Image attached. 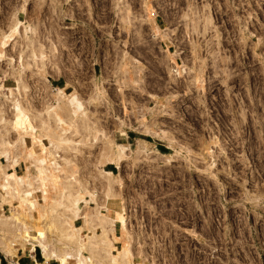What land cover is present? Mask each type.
<instances>
[{
	"label": "rangeland",
	"instance_id": "1",
	"mask_svg": "<svg viewBox=\"0 0 264 264\" xmlns=\"http://www.w3.org/2000/svg\"><path fill=\"white\" fill-rule=\"evenodd\" d=\"M187 1L163 3L186 10ZM197 1L202 14L178 10L162 28L166 23L157 17L158 24L156 5L148 0H142L145 16L126 0H0V84L6 87L0 92V185H9L8 195L0 187V215L12 223L0 236L11 246L13 255L7 256L36 250L40 262L59 264L37 243L43 237L24 228L33 226L44 231L50 250L77 256L68 264H86L81 257L127 264L128 246L131 264H264V113L255 95L256 82L264 84V0H244V20L230 17L228 5L237 0ZM127 11L132 24L125 21ZM17 18L34 31L11 33ZM148 21L150 44L134 43L132 29L148 43ZM241 21L239 39L235 27ZM179 23L186 26L179 25L184 51L155 47ZM197 26L206 31L203 40L214 36L212 27L221 31L232 55L230 76L215 74L207 58L195 66L187 39ZM33 50L47 58L35 60ZM72 93L82 109L70 102ZM16 97L23 108L19 126L13 123ZM56 113L69 128L66 142L56 140ZM50 142L57 147L50 150ZM42 149L44 159L53 161L46 190L35 181ZM120 150L125 155L118 161L114 152ZM18 178L22 192L34 190L35 207L22 201ZM78 190L90 200L82 198L75 216L67 195ZM103 216L122 223L112 228L115 222H106L105 229ZM73 230L83 241L80 252L77 243L61 237ZM114 254L120 262L111 261Z\"/></svg>",
	"mask_w": 264,
	"mask_h": 264
},
{
	"label": "bare ground",
	"instance_id": "2",
	"mask_svg": "<svg viewBox=\"0 0 264 264\" xmlns=\"http://www.w3.org/2000/svg\"><path fill=\"white\" fill-rule=\"evenodd\" d=\"M128 3V2H127ZM126 6H127V4H126ZM24 10V12L26 11L25 10V8L23 9ZM125 11V10H124ZM126 12V11H125ZM124 13V12H123ZM129 12L127 11V16L125 17V21L126 22H128L129 24H132V22H133V18L132 17H130L129 15ZM122 17V16H121ZM134 23V22H133ZM26 28L28 31L30 30V31H34L33 30V28H30V25L28 24V22H24V21H22V20H20V19H16L15 20V22H14V24H13V27H12V31H11V33L13 32V33H21V31H22V28ZM32 57L35 59V60H45V58H47V55H45V54H41V55H38L37 54V52H36V50H33L32 51ZM6 87L3 85V84H0V92H1V90H4ZM58 92H59V94L62 96V97H66V92H65V90H64V88H59L58 89ZM96 96V95H95ZM69 98H70V102L73 104V105H75V108L76 109H82V106H83V104H82V102L79 100V97H76V95L75 94H71L70 96H69ZM93 99H95V100H97L98 99V97L97 98H93ZM13 102H14V106H15V108H16V110H17V119H16V122H13L14 123V125L15 126H19V124H20V122H21V115L19 116V113H18V111L22 108V106H21V102L20 101H18V99H17V97L15 98V99H13ZM50 108H52V109H54V108H59V104H57V105H52ZM49 108V109H50ZM3 111V110H2ZM22 111H23V108H22ZM2 113V112H1ZM75 114H77L76 112H75ZM85 116L87 115V113H83ZM56 116V123H57V125H58V127H59V130L57 131V133H56V140H58V141H63V142H66L67 141V138L65 137V135L67 134V132H68V130H69V128H67V127H65V124H66V122H65V120L58 114V113H56L55 114ZM1 116V115H0ZM74 117V116H73ZM24 118V120H26L27 121V124H29L30 126H32L33 125V120H32V118H30V116H24L23 117ZM75 118V117H74ZM73 118V119H74ZM2 119V118H1ZM3 119H4V117H3ZM2 119V120H3ZM2 120H0L1 122H2ZM78 120V119H77ZM7 121V120H6ZM77 124H74L73 123V127H75ZM81 126V125H80ZM79 127V126H78ZM86 127H87V125H86ZM91 127V126H90ZM75 128H77V126L75 127ZM86 129V128H85ZM93 129V128H92ZM102 133H103V131H101ZM97 133V132H96ZM159 136H162V137H169V134H166V133H162V135L160 134ZM96 137H97V135H96ZM98 138V137H97ZM96 138V139H97ZM87 139V138H86ZM4 140H7L5 137H4ZM2 141H3V139H2ZM9 141V140H8ZM8 141L6 142V143H8ZM146 143V142H145ZM3 144V143H2ZM5 146V145H4ZM52 147H57V145L55 146L54 144H52V142H50V145H48V148L51 150L52 149ZM142 148H146V145L143 143V145H142ZM74 150V149H73ZM44 150L42 149V154H41V161H39V163L37 164V166H36V182L38 181L39 183L38 184H41V186H39L40 188L42 187L43 189H47V181H49L48 179L50 178V176H49V174H47V171H49L47 168H49V166H51L50 165V163H53V161H48L47 159L45 160L44 159V155H43V152ZM51 152V151H50ZM115 154V156L116 157H118V161H120L121 159H123V157H124V153H123V150H120V151H118L117 153L116 152H114ZM117 161V160H116ZM173 161V160H172ZM67 162H69L70 163V161L68 160ZM55 164H57V163H55ZM39 165V166H38ZM52 166H54V165H52ZM56 166V168L57 169H60L59 168V165H55ZM55 166H54V169H53V171L55 170ZM34 167V166H33ZM69 167V166H68ZM63 169V168H62ZM51 171V170H50ZM50 171H49V173H50ZM60 171H61V169H60ZM62 171H64V170H62ZM71 171V170H70ZM73 171V170H72ZM75 171V170H74ZM52 173V172H51ZM75 173V172H74ZM51 175V174H50ZM32 176V175H31ZM53 176V175H52ZM51 176V177H52ZM55 176V175H54ZM53 176V177H54ZM20 177V176H19ZM55 177H57V176H55ZM71 177H73V175H71ZM70 177V178H71ZM76 177V176H75ZM52 179V178H51ZM58 179V178H57ZM18 181L20 180V178H18L17 179ZM17 180H16V185H18V188H17V192L19 193V194H21L22 195V197H23V199H22V201L24 202V203H26V205L27 206H29V208H33V207H35L36 206V198H35V196L33 195L34 194V190L33 191H28V192H22V186H23V184H24V181H23V183L21 182V181H19V182H17ZM53 180V179H52ZM69 181H70V179H68ZM55 181H57V180H55ZM21 182V183H20ZM66 182V181H65ZM65 182H62V183H65ZM70 183H72V182H70ZM32 184L33 183H31V182H29V184H27V186L26 187H28L27 189L29 190L30 188V186H32ZM69 184V183H68ZM81 184V183H80ZM85 185V184H84ZM8 183L6 184V183H3L2 185H0V187H1V189L2 190H4V192L8 195L9 194V191H8ZM67 186H69V185H67ZM71 186V185H70ZM66 187V186H65ZM38 188V187H37ZM37 188H35L36 190H37ZM72 189H73V186L71 187ZM75 188V187H74ZM83 189H85L84 188V186L82 187ZM24 189V188H23ZM82 189V190H83ZM31 190V189H30ZM42 190V189H41ZM45 190H43V192L44 193H46L47 191H45ZM69 191V190H68ZM78 192V193H77ZM75 194H73V192H72V194L70 193L69 195H67L68 197H71V198H68V199H70V204H71V206L73 207V209H72V207H69V208H67V205L68 204H66V209H70L71 211H73L72 213H71V211H70V213L73 215H78V213H79V211H80V209H81V203H82V200L83 199H85V198H83V196H82V193H81V190L79 191H77ZM85 192V191H84ZM83 192V193H84ZM87 193V192H86ZM85 193V194H86ZM62 194H63V192H62ZM67 194V193H66ZM7 195H4L3 194V199L2 200H4L6 197H7ZM2 196V195H1ZM63 197V196H62ZM85 197V196H84ZM83 198V199H82ZM65 199V198H64ZM67 199V198H66ZM67 199V200H68ZM92 199L93 200H95V198H94V195L92 196ZM91 199V200H92ZM87 202H89V200H87V199H85ZM60 201V200H59ZM60 203V202H59ZM57 204V203H56ZM58 205V204H57ZM59 205H61V204H59ZM62 205H64V201H63V204ZM64 207V206H63ZM111 208V207H110ZM69 211V210H68ZM74 216V217H75ZM63 217V216H62ZM61 217V218H62ZM78 217V216H77ZM97 217V216H96ZM37 218V217H36ZM73 218V217H72ZM100 218V221H101V225L106 229V222L107 223H109V222H115L114 224H113V227L112 228H114V226L116 225V222H117V220H116V218H114L113 219V217H111V218H109L108 216H106L105 218H104V216L103 217H99ZM38 219V218H37ZM98 219V218H97ZM97 219H96V221H97ZM34 220V219H33ZM55 220V219H54ZM95 220V219H94ZM115 220V221H114ZM98 221H99V219H98ZM118 221H120L121 223H122V218H120ZM72 222V221H71ZM71 222H70V224L68 225L69 227H72V228H75V226L74 225H72L71 224ZM67 223H68V221H67ZM98 223V222H97ZM12 225V223H11V221H10V217L9 216H4V215H0V232H2V231H5L6 229H8V228H10L9 226H11ZM29 225V224H28ZM59 225V224H58ZM96 225H98V224H96ZM31 226V225H30ZM47 226H49V225H47ZM87 226V225H86ZM95 227V226H94ZM24 228H25V230L28 232V231H31V230H34L35 231V233H33V234H36L37 236H36V238L37 237H40V236H42L43 238L42 239H44L46 236H45V234H44V231L43 230H41L40 228H37V227H33V226H31V227H25L24 226ZM71 228V229H72ZM77 228V227H76ZM75 228V229H76ZM102 228V227H101ZM103 228V229H104ZM51 229V228H50ZM62 229V228H61ZM79 229H80V227H79ZM79 229H76L77 231L79 230ZM76 230H73V232L71 233V232H67L66 231V234H65V236L64 235H62L61 237H65V239H69L70 241H73V242H75V244L77 243V250H78V252H80V251H82L84 248V245L83 244H81V239H78L77 237H76V235H79V233L76 231ZM7 231V230H6ZM47 232V231H46ZM81 232V231H80ZM31 234V233H30ZM44 234V235H43ZM63 234V233H62ZM98 234V233H97ZM102 234V233H101ZM106 234V232L104 233V235ZM100 235V234H99ZM97 236V237H100V236ZM104 235H101V237L102 236H104ZM27 236H29L28 234H27ZM45 236V237H44ZM93 237H96L95 236V233H94V236ZM28 238V237H27ZM103 238V237H102ZM105 238V240H106V237H104ZM8 239V238H7ZM39 240L38 239V241H37V243H39L40 244V246H42V248L44 249V253L46 254V256H47V258L49 259V258H51V257H55L56 259H58L59 260V264H68L69 263V260L70 259H74V260H78V258L76 259V257L75 256H73L72 255V252L71 253H65L67 250H65L64 251V254H66L65 256H61V254L59 255V254H57V252L58 251H52V250H50L49 248H48V245L46 244L47 242H45L46 241V239H45V241L44 240ZM63 239V238H62ZM93 239V238H92ZM36 240V239H35ZM34 240V241H35ZM68 240V241H69ZM100 240H101V238H100ZM7 241L8 240H6V238H4L3 236H0V251H2L5 255H13V252H12V249H11V246H10V244H8L7 243ZM30 244H29V243ZM83 242V241H82ZM98 242V241H97ZM10 243V242H9ZM26 243V242H25ZM28 243V244H27ZM27 246L28 247H31V248H29L30 250L31 249H33L32 247H33V245H34V243L33 242H31V240L28 238L27 239ZM96 243V242H95ZM103 243V242H102ZM102 243H100V244H102ZM27 248V247H26ZM127 250V252L125 253L126 255H128V257H126V263L127 264H131V263H133V262H131V260H130V257H129V253H130V247L128 246V248L126 249ZM69 252V251H68ZM96 251H94V253H95ZM63 253H62V255H64ZM74 254H75V252H74ZM78 254V253H77ZM124 254V255H125ZM100 257H102V255L100 256ZM82 259H81V261L82 262H85L86 261V264H88V262H87V257H81ZM111 261L112 262H120L119 261V255L117 256V255H112L111 256ZM102 260V259H101ZM121 260V259H120ZM89 264H95L94 262H89ZM97 264V263H96ZM103 264V263H102Z\"/></svg>",
	"mask_w": 264,
	"mask_h": 264
},
{
	"label": "built area",
	"instance_id": "3",
	"mask_svg": "<svg viewBox=\"0 0 264 264\" xmlns=\"http://www.w3.org/2000/svg\"><path fill=\"white\" fill-rule=\"evenodd\" d=\"M126 1L129 2L130 8H132L135 12H139V13H137V15L140 14V12H142L141 15L145 16V13H144L145 11L143 10V7H142V0H141L140 5L137 7L134 5L135 0H126ZM148 1L151 5H154V4L156 5L155 18H156L158 24L161 26L162 22L166 23L165 26H161L162 28L169 27L168 24H170L171 16L176 15V12L178 10L179 11L181 10L180 7L178 8V6H177L178 4H175L174 7H171V5H169V4L168 5L164 4L163 0H148ZM237 1L239 2V4L230 3L228 5L230 17L231 16L237 17V18H240L241 20H244V13H245L244 12V10H245L244 9V3H245V1L244 0H237ZM187 2L190 3L188 5L190 7L188 8V6H187L185 8L186 10H184V9L181 10L182 12L183 11L187 12L188 16H190L189 15V13H190L195 18L198 17L197 14L199 15V14L203 13L202 12L203 8L201 5V2L198 3L197 0H188ZM160 11L162 12L161 14L159 13ZM141 15H139V16H141ZM179 15H180V17H182V20H184L183 13H179ZM157 17H160L162 22L160 20H158ZM244 23H245L244 21H241L240 25L235 27V33L239 36L238 37L239 39L244 38V36H243L244 30H245V24ZM181 24H182V28L186 29V26H184L185 24L184 23H181ZM181 24L179 23L177 25H174L173 27H170V28L174 29V30H171V33H172V34H170L171 37L170 38H164L162 40L154 42L155 47L161 48L162 50L163 49H169L170 50V47L174 46V50H175V48H178V49H180V51L182 53L184 51V47L180 46V45H182L181 44L182 38L180 37L181 31L179 29V25H181ZM143 27H144L145 32L148 34V37H146V39L149 40L148 43L145 42V44L149 45L150 41H151V24H150V22L149 21L145 22ZM207 31H210V30H207ZM205 32L203 31L202 28L199 29V27L197 26V30H191V34H192V37L190 38L191 40L187 39L188 45L191 49V53H193L192 54V60L197 62V64H195L194 62L193 63L195 64V66H199L201 64L200 58H204V59L207 58L208 61L206 63H208L212 66L213 72L215 74H218L219 76H224V75L230 76L231 70H230L228 64L230 63V61H232V55L229 53L230 47H224L222 45V42H221L222 39H220L221 38V36H220L221 31H219L220 33H218V31L212 27L211 33L214 36L211 39L205 38L203 40V39H201L200 34L201 33L204 34ZM186 35H187V33H186ZM229 39H228V42L232 44V41L235 40V37L231 38L230 40ZM168 43H170V44H168ZM218 47L222 48L221 56L219 55L220 52L219 51L217 52ZM233 48L235 49V47H233ZM201 50L204 52V56L200 53ZM262 51H264V50H262ZM213 54H218V55H216V57H214ZM180 55L176 57V61H178V59L181 61L184 58L182 56L180 57ZM256 55H258V54L256 53ZM214 58H215V61L218 60V63H217L218 66L217 67L213 66V59ZM181 63H182V61H181ZM260 63L262 64V62L257 61V64H260ZM226 72H228V73H226ZM232 77H235V75H233ZM257 82H256V87H255L256 88V94L255 95H257V98L259 100H262L263 108L260 111V113H264V84H263V82L259 83V84ZM244 95H245V93H243L242 96H244ZM116 223L119 224V222H116Z\"/></svg>",
	"mask_w": 264,
	"mask_h": 264
},
{
	"label": "crops",
	"instance_id": "4",
	"mask_svg": "<svg viewBox=\"0 0 264 264\" xmlns=\"http://www.w3.org/2000/svg\"><path fill=\"white\" fill-rule=\"evenodd\" d=\"M35 251L34 253L31 252L28 254L17 253L14 256H7L2 252L3 254L0 255V264H50L48 260L40 262V260L37 259Z\"/></svg>",
	"mask_w": 264,
	"mask_h": 264
},
{
	"label": "flooded vegetation",
	"instance_id": "5",
	"mask_svg": "<svg viewBox=\"0 0 264 264\" xmlns=\"http://www.w3.org/2000/svg\"><path fill=\"white\" fill-rule=\"evenodd\" d=\"M124 32H126V31H124ZM130 34L132 35V40L134 41V43H136V44L142 43L143 45H145L144 41L143 42L142 41L140 42L139 35H138V33H136V31H134V29H132V31H130ZM136 37L138 38V40H135ZM147 37H148V34H147Z\"/></svg>",
	"mask_w": 264,
	"mask_h": 264
}]
</instances>
